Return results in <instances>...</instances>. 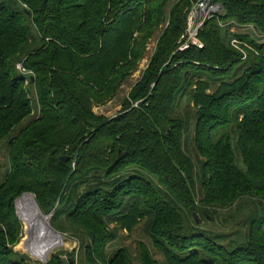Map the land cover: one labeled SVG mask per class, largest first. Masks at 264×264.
<instances>
[{
    "label": "trees",
    "instance_id": "obj_1",
    "mask_svg": "<svg viewBox=\"0 0 264 264\" xmlns=\"http://www.w3.org/2000/svg\"><path fill=\"white\" fill-rule=\"evenodd\" d=\"M197 1L0 0V149L7 141L9 170L0 161V264H31L14 250L22 231L14 203L26 192L53 229L76 233L91 264H264V44L236 36L259 53L241 62L225 26L264 34V0H214L221 9L203 25V47L176 51ZM165 23L120 112L94 114ZM31 89L38 115L24 124ZM184 98L194 122L177 114ZM244 197L258 200L244 206ZM255 203L242 243L222 244L193 216ZM141 222L162 261L143 243L135 255L108 252L119 228Z\"/></svg>",
    "mask_w": 264,
    "mask_h": 264
},
{
    "label": "rangeland",
    "instance_id": "obj_2",
    "mask_svg": "<svg viewBox=\"0 0 264 264\" xmlns=\"http://www.w3.org/2000/svg\"><path fill=\"white\" fill-rule=\"evenodd\" d=\"M221 6L218 10H216L211 17L215 16L218 12H220ZM210 17V18H211ZM207 18L206 20L210 19ZM205 20V21H206ZM205 23V22H204ZM166 23L161 25L153 36L147 41L146 49L143 54L142 59L140 60L136 70L129 76L127 81L120 87L118 90L117 95L108 103L100 106H95L93 108V113L99 116H105V117H113L121 110V106L123 104V101L128 98L131 90L137 85V83L142 78L144 72L148 68L149 62L151 60V57L153 56L155 52V47L157 43L158 36L161 34L162 30L165 28ZM204 25V24H203ZM224 25V24H223ZM225 26L228 27V37H230V46L237 50L239 54L241 55V62L245 61L250 54H259L256 49L245 40H241L240 38L236 37L238 35H245L251 36V39L254 40L256 43H262L264 44V34H260L258 31H256L251 25H239L234 20H229L225 23ZM203 29V28H202ZM236 41L237 43H234ZM16 68L17 70L19 69ZM21 71V70H20ZM25 79V84L27 85V77L30 73L21 71ZM30 99L33 102V109L34 112L31 116L26 118L24 121V124L27 123L32 117L37 118V109H36V94L31 89ZM135 106V104H133ZM186 113H188L192 119V122H194V108L193 103L188 100V98H184L180 102V106L177 108V114L184 116ZM193 153V152H192ZM240 159V158H238ZM0 161L3 165L2 172L8 170V144L7 141L3 143L0 149ZM241 161V160H240ZM241 164V163H240ZM7 172V171H6ZM9 172V171H8ZM131 172V171H129ZM122 176L126 177L128 176L127 172L123 173ZM25 194V193H23ZM22 194V195H23ZM33 201L34 196L31 193ZM20 198V197H18ZM17 198V199H18ZM16 199V200H17ZM244 200H242V204L246 206L247 200H249L251 204L252 201H256L258 199L252 200L251 198L244 197ZM15 200V213L17 218L20 220L22 224V231H21V238L19 240V243L14 247V250L18 253L25 254L30 258L31 264H48L49 260L52 258L53 255H56L57 258L62 259L64 257L67 261V264H72L71 261L67 258L66 253H71L70 258L74 260V264H91L89 261H87V256L85 253V249H81L79 247V241L76 237L75 232L69 231L66 233H60L62 236V242L53 241L50 239H46L42 236H40L39 231H35L33 227H31V222L27 216V213L23 209V207L20 205V203H16ZM17 205V206H16ZM259 207V204L255 203L254 205H248L245 207L242 211H237L235 206H232L230 208H224V209H218L217 213H214V216H209L208 219H205L201 217L200 215H197L199 218V227L206 231L208 235L215 234V235H221L223 236L224 240H221L222 244L228 245L231 242L233 243H242L246 240V234L248 231V222L246 218H249V211L253 209V206ZM43 214V213H42ZM44 215V214H43ZM51 217L49 218V225ZM115 225L111 224V227L114 228ZM31 229V230H30ZM53 230V229H52ZM74 231V229H72ZM83 241L86 244L89 240L88 237L84 236ZM59 242V243H58ZM145 244L148 245L152 253L154 254L155 258L159 261L163 260V256L161 253H159L154 246L151 243V240L147 234L146 227L144 222H141L133 227L131 231L125 230L123 228H119L117 231L116 239L111 242V244L108 247V252L111 253L112 251L116 250L119 247H127L132 254H136L138 251L139 244ZM50 244L55 245L51 251L48 250ZM36 247V248H35ZM29 248V249H28ZM35 248V249H34ZM62 264V263H61Z\"/></svg>",
    "mask_w": 264,
    "mask_h": 264
},
{
    "label": "built area",
    "instance_id": "obj_3",
    "mask_svg": "<svg viewBox=\"0 0 264 264\" xmlns=\"http://www.w3.org/2000/svg\"><path fill=\"white\" fill-rule=\"evenodd\" d=\"M220 8V5L212 0H198L192 5L187 14L186 28L180 35L176 51H184L191 47L198 49L203 47L200 33L207 18ZM234 43H237L234 41Z\"/></svg>",
    "mask_w": 264,
    "mask_h": 264
},
{
    "label": "bare ground",
    "instance_id": "obj_4",
    "mask_svg": "<svg viewBox=\"0 0 264 264\" xmlns=\"http://www.w3.org/2000/svg\"><path fill=\"white\" fill-rule=\"evenodd\" d=\"M18 203H20V205L23 207V209L27 213V216L31 222V227H33L34 232L36 230L39 231L41 238L43 236L46 239H50V240L53 239L54 241L59 240V242H62V239H63L62 236H60L54 230H52V228L50 227L48 223V219L42 214L41 211L38 210V208L35 206V203L30 195H24L18 200ZM55 246H57V244L53 246L52 244H50V246L48 247L49 248L48 250L51 251Z\"/></svg>",
    "mask_w": 264,
    "mask_h": 264
},
{
    "label": "water",
    "instance_id": "obj_5",
    "mask_svg": "<svg viewBox=\"0 0 264 264\" xmlns=\"http://www.w3.org/2000/svg\"><path fill=\"white\" fill-rule=\"evenodd\" d=\"M212 1H214V0H212ZM30 80L31 81H33V77L32 76H30ZM13 141V138L10 140V142H12ZM67 156H59L58 157V160L59 161H66L67 160ZM8 171L9 170H7V172H6V174L8 173ZM24 195H30V194H23V195H21L20 196V198L21 197H23ZM20 198H18L17 200H16V203H17V201L20 199ZM34 203H35V206L38 208V210L40 211V209H39V207H38V205H37V203H36V201L34 200ZM17 206V205H16ZM47 219H48V221H49V218L51 217V214L50 215H44ZM193 216H194V219H195V221H196V223L198 224L199 223V218H198V216H197V214L196 213H194L193 214ZM50 227L52 228V226L50 225ZM53 229V228H52ZM57 234H59L60 235V232H58V231H56L55 229H53ZM61 236V235H60ZM62 262H63V264H67V261H66V259L64 258V257H62Z\"/></svg>",
    "mask_w": 264,
    "mask_h": 264
}]
</instances>
